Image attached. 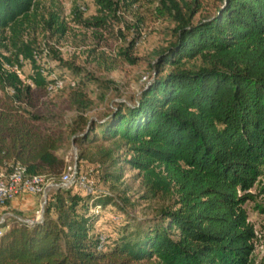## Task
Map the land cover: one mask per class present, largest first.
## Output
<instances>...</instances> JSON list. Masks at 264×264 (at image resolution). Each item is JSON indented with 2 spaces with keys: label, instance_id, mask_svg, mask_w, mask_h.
<instances>
[{
  "label": "trees",
  "instance_id": "1",
  "mask_svg": "<svg viewBox=\"0 0 264 264\" xmlns=\"http://www.w3.org/2000/svg\"><path fill=\"white\" fill-rule=\"evenodd\" d=\"M220 2L211 12L201 0H95L87 15L75 0L69 21L54 3L0 0V166L20 163L30 174L58 179L66 165L59 150L74 140L79 159L97 162L95 174L115 180L122 150L143 199L155 203L152 218H127L99 249L94 227L116 200L112 192L95 180L91 193L53 190L41 221L11 217L0 234V264H264V255H254L256 228L245 207L255 186L264 191V0ZM154 3L148 10L173 23L172 37L154 51L150 79L136 97L95 119L84 82L48 91L51 79L36 54L80 73L63 60L62 40L77 36L76 28L102 40L123 24L136 36L127 40L120 26L116 35L126 45L115 57L135 64L141 10ZM99 48L89 57L113 69L116 58ZM67 88L76 116L65 125L40 109Z\"/></svg>",
  "mask_w": 264,
  "mask_h": 264
},
{
  "label": "rangeland",
  "instance_id": "2",
  "mask_svg": "<svg viewBox=\"0 0 264 264\" xmlns=\"http://www.w3.org/2000/svg\"><path fill=\"white\" fill-rule=\"evenodd\" d=\"M76 1L86 8L84 11L87 15L96 11L95 0ZM201 1L203 6L207 7L211 12H214L215 6L221 3L220 0ZM43 2L48 6L54 3L55 6L60 7L64 17L70 21V12L75 0H43ZM155 3L152 5L148 4L141 10L144 16L142 36L138 45L132 51L133 55L139 58L135 64H129L122 58L115 57V52L126 45L124 39L116 35L118 28L123 26V24L120 26L117 24L114 27V34L113 32H104L102 40H98L92 33L81 31V29L76 27L77 36L74 37L73 33H70L69 37L62 40L60 48L63 60L73 62L76 67L81 69L80 73L77 70L70 69L57 59L47 58L48 56L44 58L49 71H55L56 74L68 81L84 82V87L81 86V88H84V92L91 101L87 108L89 117L101 119L109 112L114 103L132 100L145 85V82L150 79V62L154 58V51L168 44L172 37L173 28V23L168 18L157 17L154 11L148 10H154L156 7ZM196 17L198 18L199 14ZM125 18L130 23L134 22L130 14H125ZM74 25L72 23L71 26ZM120 28L125 32L127 40H131L136 36L134 29L128 30L124 26ZM96 44H99V50L108 52L111 54L110 56L116 58L113 69L108 70L103 64L102 67H99L91 60L88 50ZM23 73L22 76L25 82H28L26 76L31 73V67L28 63L24 65ZM145 76H147V80L144 79ZM69 92L70 88H67L63 92L51 94L49 99H47L46 105L40 110L51 113L52 115L49 118L52 121L64 123L65 125L71 123L76 116V110L71 103ZM104 145L110 146L107 143ZM59 154L65 157L66 163L77 157L79 169L83 173L87 172L90 174L97 182L96 185L99 190L112 192L116 199H107V201L109 200L107 207L102 210L101 218L95 224L94 230L96 232L107 237L108 234L115 235V230L122 226L127 218L140 219L147 216L152 218L154 215L155 203L154 201L149 203L143 199V188L140 179L137 177V171L126 164L125 157L127 156L124 155V151L118 150L116 152V158L120 160L116 167L119 168L121 166L122 177L115 180H105V171L96 175L97 162L79 159V149L74 140L61 148ZM111 168L113 169V167ZM261 183H264V178ZM260 190L259 183L252 190L256 194L255 200L248 201L245 204L249 220L256 228L257 239L255 240L254 255L257 260L264 255V215L260 212L259 207L260 205L264 206V191Z\"/></svg>",
  "mask_w": 264,
  "mask_h": 264
},
{
  "label": "built area",
  "instance_id": "3",
  "mask_svg": "<svg viewBox=\"0 0 264 264\" xmlns=\"http://www.w3.org/2000/svg\"><path fill=\"white\" fill-rule=\"evenodd\" d=\"M83 10L86 8L81 7ZM45 56L41 57L36 54L35 57L41 61V71L47 73L51 79L48 85L50 93L63 90L66 87H74L76 82L66 80L56 74L55 71H47V64L44 62ZM17 69V67H15ZM20 74V70L17 69ZM147 80V76L144 77ZM30 82V79H27ZM77 157L72 161H67L65 168L61 172L58 179L49 178L45 174H30L25 166L20 163L6 164L0 166V234L9 226L11 217H15L18 221L33 225L41 221L44 216V209L47 203L49 192L56 189L68 190L70 188H80L91 193L95 188V181L89 173H83L79 169ZM20 193H29L39 196V207L35 210L33 217L25 218L19 215H14L8 210V202ZM99 249H103L106 237L99 236Z\"/></svg>",
  "mask_w": 264,
  "mask_h": 264
},
{
  "label": "crops",
  "instance_id": "4",
  "mask_svg": "<svg viewBox=\"0 0 264 264\" xmlns=\"http://www.w3.org/2000/svg\"><path fill=\"white\" fill-rule=\"evenodd\" d=\"M39 202L38 195L20 193L8 202V210L14 215L30 218L39 207Z\"/></svg>",
  "mask_w": 264,
  "mask_h": 264
}]
</instances>
